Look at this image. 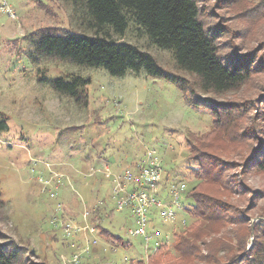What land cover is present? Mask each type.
Returning <instances> with one entry per match:
<instances>
[{
	"label": "rangeland",
	"instance_id": "374dc122",
	"mask_svg": "<svg viewBox=\"0 0 264 264\" xmlns=\"http://www.w3.org/2000/svg\"><path fill=\"white\" fill-rule=\"evenodd\" d=\"M5 1L14 16L0 9V112L7 124L0 131V231L6 236L0 242L13 241L37 264H128L164 243L154 264H189L173 249L178 234L172 235L173 228L190 221L182 208L192 200L183 197L196 184L187 135L194 146L205 148L212 165L219 163L222 179L234 186V193L222 200L233 206L235 224L225 223L227 233L216 243L225 239L238 256L254 238L261 240L251 228L264 216V171L246 161L256 160L255 149L264 147V0H196L221 59L255 57L250 79L238 89L196 91L195 101L220 115L216 124L211 111L194 109L175 84L144 69L115 76L102 67L59 59L33 63L32 33L93 32L81 27L66 0ZM135 28L129 22L121 38L112 36L147 51L166 72L194 81L176 68L170 51L152 45ZM71 75L89 81L86 105L50 85L53 78ZM231 105L238 109L227 113ZM152 150L162 167L160 187L183 183L184 188L180 207L173 205L175 217L150 221L148 232L155 227L160 234L145 240L129 234L138 224L128 205H118L109 173L113 166L118 171L133 166ZM160 195L169 199L165 190ZM99 202L102 208L95 211ZM90 219L120 236L127 248L109 247ZM200 253L195 264H216L205 248ZM217 256L218 264H226L222 252Z\"/></svg>",
	"mask_w": 264,
	"mask_h": 264
},
{
	"label": "trees",
	"instance_id": "16d2710c",
	"mask_svg": "<svg viewBox=\"0 0 264 264\" xmlns=\"http://www.w3.org/2000/svg\"><path fill=\"white\" fill-rule=\"evenodd\" d=\"M75 10L77 20L81 27L93 32L92 35L84 32H56L50 29H41L32 33L34 52L30 55L33 63L43 59H59L68 61L84 68L102 67L108 73L121 76L126 71L138 72L144 69L152 76L162 77L175 84L185 93L189 105L194 109L211 111L215 124L219 121V114L215 109L201 106L195 101L197 92L207 94H222L238 89L250 79L255 57L240 56L232 60L220 58L214 34L207 30L200 20L199 7L196 0H66ZM129 22L136 25V30L144 33L148 41L159 48L170 51L176 68L188 73L193 82L185 78L166 72L155 58L137 45L116 39L112 34L121 38ZM263 65L260 64L259 67ZM89 81L79 75L70 77H56L50 80L54 91L64 94L74 102L86 105L85 86ZM199 99V98H198ZM263 101V100H261ZM238 106L226 107L227 113L235 111ZM7 129L6 119L0 112V131ZM186 143L189 150V160L196 164L192 170L197 185L183 198L192 200V205L186 204L182 208L184 216L189 223H185L172 235H177L173 249L176 250L189 264L201 260L200 250L204 249L211 256V261L218 264L219 252L223 253L225 260L222 263L264 264V216L251 231L260 232L261 240L254 238L251 246L242 247L240 253L233 252V246L224 239L217 244L226 230L225 223H234L232 218L233 206L227 198L233 194L234 186L224 181L219 163L212 165L211 156L205 154V148L194 146L192 139L187 135ZM258 151V158L249 157L247 164H253L255 169L264 171V147ZM103 159V158H102ZM104 160V159H103ZM142 160V159H141ZM131 167V166H130ZM225 167V166H224ZM114 172L120 168L113 166ZM228 168H224L226 170ZM109 178V177H108ZM166 181V180H165ZM177 185V184H176ZM198 189V190H196ZM182 193V192H181ZM0 200V205H2ZM105 207V206H103ZM102 208L101 202L95 205V211ZM96 234L103 238L106 244L111 243L112 249L127 248L126 242L107 230L103 224L90 219ZM220 223L219 227H215ZM261 229V230H260ZM209 238V240H206ZM0 239L6 236L0 231ZM88 247V245L86 246ZM165 248L161 243L144 259L128 261V264H154L157 256ZM239 251V250H237ZM146 255V254H145ZM0 264H37L33 262L23 247L11 240L0 242ZM145 264V263H144Z\"/></svg>",
	"mask_w": 264,
	"mask_h": 264
},
{
	"label": "built area",
	"instance_id": "2783aa9c",
	"mask_svg": "<svg viewBox=\"0 0 264 264\" xmlns=\"http://www.w3.org/2000/svg\"><path fill=\"white\" fill-rule=\"evenodd\" d=\"M0 9L14 16L5 0H0ZM94 170L100 171L98 168ZM103 171L106 172L107 168H103ZM161 173L162 167L154 150L147 151L142 160L133 166L109 173L113 182V196L118 197V205L120 207L128 205L138 224V227L130 230L129 234L140 235L145 240L152 236L157 237L160 234L159 230L154 227L148 232V223L156 217L165 222L175 217L173 205L180 207V191L184 184L160 187ZM163 190L169 195L168 200L161 197Z\"/></svg>",
	"mask_w": 264,
	"mask_h": 264
},
{
	"label": "crops",
	"instance_id": "0c3cea01",
	"mask_svg": "<svg viewBox=\"0 0 264 264\" xmlns=\"http://www.w3.org/2000/svg\"><path fill=\"white\" fill-rule=\"evenodd\" d=\"M94 229V228H93Z\"/></svg>",
	"mask_w": 264,
	"mask_h": 264
}]
</instances>
